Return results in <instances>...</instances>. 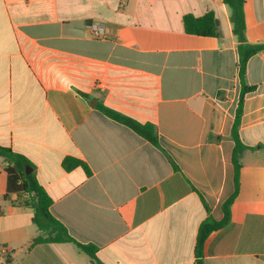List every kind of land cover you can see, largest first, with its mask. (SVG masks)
Returning a JSON list of instances; mask_svg holds the SVG:
<instances>
[{
  "label": "crops",
  "instance_id": "0c3cea01",
  "mask_svg": "<svg viewBox=\"0 0 264 264\" xmlns=\"http://www.w3.org/2000/svg\"><path fill=\"white\" fill-rule=\"evenodd\" d=\"M209 12L221 37L185 32V15ZM230 17L223 0H0V147L31 163L52 215L99 249L95 262L73 244H33L34 210L8 194L0 157V264H197L200 226L222 221L236 193L241 86ZM245 17L247 41L264 44V0H245ZM245 81L257 90L240 136L253 150L205 264H264V50ZM98 105L155 126L163 150ZM67 158L90 174L66 171Z\"/></svg>",
  "mask_w": 264,
  "mask_h": 264
},
{
  "label": "trees",
  "instance_id": "16d2710c",
  "mask_svg": "<svg viewBox=\"0 0 264 264\" xmlns=\"http://www.w3.org/2000/svg\"><path fill=\"white\" fill-rule=\"evenodd\" d=\"M223 2L231 10L230 20L233 26V34L238 42L239 54V80L241 90L231 134V138L235 143L232 162L235 168L236 193L223 205L224 219L222 221L216 222L209 218L200 226L196 245V254L198 258L197 264H205L203 262V256L205 244L209 236L229 223L230 207L233 204L239 189V178L242 168L241 160L245 152L253 150V148L247 146L243 142L240 136L241 118L243 116L245 98L248 94L254 93L257 90L256 86H248L246 84L245 77L250 59L264 50V44H250L247 41L245 0H223ZM183 24L187 34L203 37H221L220 22L216 18L214 12H209L202 17H195L191 14L185 15L183 18ZM98 108L109 118L130 128L156 148L163 150L155 126L152 124L143 125L101 105H98ZM0 157H2L7 163L6 171L9 179L8 194H19L23 197L21 203L34 210L32 221L37 226L40 235L33 241V244H73L80 252L86 254L90 259L99 262L97 257L99 249L93 244H82L76 241L69 234L66 227L52 215L50 210L53 203L52 199L41 186L34 172L26 174L25 168L27 166L32 167L31 163L24 156L13 152L11 149L3 147H0ZM15 165L20 168L19 171L14 168ZM63 167L68 172L77 167H83L87 174H90L88 166L82 161L76 159H65Z\"/></svg>",
  "mask_w": 264,
  "mask_h": 264
},
{
  "label": "built area",
  "instance_id": "2783aa9c",
  "mask_svg": "<svg viewBox=\"0 0 264 264\" xmlns=\"http://www.w3.org/2000/svg\"><path fill=\"white\" fill-rule=\"evenodd\" d=\"M91 29L93 33L95 34V36L97 37H102L105 33V29L103 25H92Z\"/></svg>",
  "mask_w": 264,
  "mask_h": 264
},
{
  "label": "water",
  "instance_id": "95a60500",
  "mask_svg": "<svg viewBox=\"0 0 264 264\" xmlns=\"http://www.w3.org/2000/svg\"><path fill=\"white\" fill-rule=\"evenodd\" d=\"M14 168H15L17 171L20 170V168H19L17 165H15ZM31 173H32V169H31L30 167H26V174H31Z\"/></svg>",
  "mask_w": 264,
  "mask_h": 264
}]
</instances>
